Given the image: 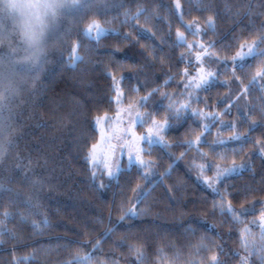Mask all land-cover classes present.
I'll return each mask as SVG.
<instances>
[{
  "label": "trees",
  "instance_id": "trees-1",
  "mask_svg": "<svg viewBox=\"0 0 264 264\" xmlns=\"http://www.w3.org/2000/svg\"><path fill=\"white\" fill-rule=\"evenodd\" d=\"M171 3L172 0L98 1L91 16L106 21L103 26L111 31L99 41L89 43L84 39V46L79 50L84 60L75 67H69L67 57L82 39L84 31V22L75 15L67 14L50 34V51L45 57L47 65L43 72L24 61L27 53L15 36L0 33V40L5 41L0 43V91H4L6 82L10 85L5 98L0 100V129H3L0 140L5 145L4 152L0 154V182L13 194L18 193L21 199L30 198L34 205L17 209V205L4 196L0 212L19 211L27 217V222H22L20 216H14L6 223L16 239L10 235L0 236L4 241L0 247V264H11L13 255L21 257L33 253L34 260L27 264H66L73 261L77 254L90 252L94 262L112 264L116 260L118 264H140L128 248L138 243L145 245L143 264H189L190 261L207 264V257L213 251L201 250L197 253L196 247L201 243L211 250H215L216 245L222 246L229 254L221 259L226 264H238L230 253L240 251V233L246 224H234L228 217L222 216L219 209H213V194L197 179L198 171L190 168L194 158L195 163H204L195 150L187 151L182 159H177L185 153V147L165 149L153 146L152 155L145 156V159H151L156 164L157 174L151 181L154 190L138 205L145 214L123 223H118L121 208L131 205L122 202L126 197H132L131 189L137 183H144L139 179L136 167L122 168L118 180L106 181L107 187L98 189L84 160L87 148L98 138L95 117L110 114L116 108L115 104H109V97L114 96L112 77L120 81L125 96L133 94L131 88L143 86L140 95L163 83L165 72L171 74L183 69L184 64H177V58L185 49L170 48L171 41L168 45L160 43L161 39H167V23L172 24V40L180 27L164 7ZM226 3L229 12H225ZM182 4L186 12L185 23L198 18L203 25L209 15L215 16L217 35L209 33L203 38L205 40L227 42L231 35L238 34L241 28L248 25L249 20H254L257 26L264 22V15L255 16L256 13H264V0H251L253 16L248 18H244L243 13L248 10L249 0H191L190 3L182 0ZM140 7L147 10L145 14L137 20L125 22L128 19L125 13L134 15ZM237 11L241 13L239 17L235 16ZM148 16L152 18L146 22ZM161 16L164 21L157 19ZM240 21L242 23L237 27ZM133 24L136 28L132 27ZM137 29L143 31L138 34ZM151 34L155 35L154 40ZM188 39L191 41L194 38L188 36ZM153 47L163 63L150 54ZM148 73L156 77L155 85L148 86V81L136 78L137 75L144 78ZM178 79L171 81L164 90L178 91ZM221 79L230 77L222 76ZM227 91L223 86H216L211 93H201V97L214 105ZM233 91L238 94V90ZM261 96L262 93L256 91L246 100L241 98L237 101L240 111L233 108L231 115L222 119L231 122L250 117L261 122L264 120L260 112V106L264 105ZM154 99L159 101L158 96ZM194 107L203 105L194 104ZM218 127L211 129L209 142L216 139ZM237 128L241 132L248 131L246 123L238 124ZM199 130L189 115L177 129L170 130V136H166L165 140L175 145L177 141L194 138ZM230 134L228 130L220 133L222 138ZM250 135L253 141L264 138V127H258ZM9 140L12 141L11 146L8 145ZM201 150L208 153L207 159L213 164L228 166L233 159L229 154L227 160L220 161L208 147L203 146ZM252 150L253 144H246L241 156ZM17 156L22 158L27 175L32 179H41L42 185L34 188L25 182L24 173L16 170ZM235 159L237 163L242 162L241 157ZM249 163L251 170L243 169L221 187V193L225 194L227 190L225 198L236 208L241 203L247 205L264 200V158L252 155ZM169 165H172V171L161 182V175ZM29 166L33 171H28ZM213 174L207 172L205 178ZM215 202L220 203V197H215ZM256 207L255 215L242 219L246 222L257 220V225L247 226L258 238L260 205ZM42 220L48 223L41 224L40 234H37L32 222L39 224ZM188 226L196 230L195 234L185 233ZM109 227H114L115 231L110 238L103 237L102 233ZM97 239L101 243L99 250L94 251L91 245ZM121 240L124 245L117 246ZM17 245L18 250L10 253L9 250ZM161 248L164 250L163 257H158L157 250ZM249 264H261V261L252 256Z\"/></svg>",
  "mask_w": 264,
  "mask_h": 264
},
{
  "label": "snow or ice",
  "instance_id": "snow-or-ice-1",
  "mask_svg": "<svg viewBox=\"0 0 264 264\" xmlns=\"http://www.w3.org/2000/svg\"><path fill=\"white\" fill-rule=\"evenodd\" d=\"M184 2L190 3L191 0H184ZM164 7L167 9L168 15L173 17L180 27L176 29L175 39L172 40V24L167 23L169 29L167 39H161L160 43L168 45V42L171 41L170 48H184L185 51L180 52L177 58V64L183 63L184 67L176 73L165 72L166 79L163 80V83L145 91L142 96L138 94L143 86L131 88L130 92L137 95L135 99H128L123 89L120 88V81L112 77L114 96L109 97V104L116 105L115 114L110 116L108 113H104L95 117L94 127L100 130V139L87 148L84 156L91 180L98 189L107 187L105 179L108 182L118 180L122 172L121 158L125 156L127 157V165L136 167L137 175L144 183H137L131 189L132 197H126L125 201L122 202L131 205L121 208L118 223H123L125 220L145 214L142 208H138V205L142 204L151 194V191L154 190L151 181L152 177L157 174L155 172L156 164L151 159H145V156L152 155L151 149L153 146L159 145L165 149L173 146L185 147V153H181V157L177 159H182L187 151L195 150L199 159L204 163L197 164L194 158L190 168L198 171L197 179L213 194V209H219L220 214L228 217L234 224H246L240 233V251L231 252V256L238 260V264H249L250 258L257 256L261 264H264V200L252 201L247 205L241 203L240 207L236 208L230 200H226L227 190H225V194L221 193V187H224L230 177L238 175L245 168L251 170L249 159L252 155L264 158V138L253 141L250 135L258 127H264V120L257 122L250 119V117H244L237 121L227 122L222 119L223 116L231 115L233 108H236L239 112L240 108L237 101L241 98L246 100L253 92L259 91L262 93L260 98L264 99V22L257 26L254 20H249L248 25L241 28L238 34L231 35L230 40L227 42L225 40H205L203 38L209 33L217 35L215 16L209 15L204 19L203 25L198 18L185 23L186 12L182 0H172L170 6L164 5ZM203 10L207 11L208 9ZM146 11L145 8L140 7L134 15L125 13L128 18L125 22L137 20ZM225 12H229L227 3ZM240 15L239 11L235 13L237 17ZM260 15H264V13L255 14L257 18ZM243 16L244 18L253 16L251 0H249L248 10L243 13ZM151 18V16L146 17V22ZM157 19L160 21L165 20L162 16L157 17ZM103 23H106V21H90L86 30L82 33V39L78 40L77 44L70 50V55L67 57L69 67H75L77 63L83 62L84 57L80 55L79 50L84 46V39H87L89 43L99 41L111 31L105 28ZM240 23L242 21L237 24V27ZM132 27L136 28V25L133 24ZM181 28L183 30H180ZM141 31L143 29H137L138 34ZM232 31L235 32V29ZM188 36L194 39L189 41ZM124 38L128 39L127 36ZM151 38L154 40L155 35L151 34ZM150 54L163 63V59L156 56L155 47H153ZM222 76H229L230 79H221ZM177 79L178 91L168 92L164 90L170 85L171 81H177ZM216 86H223L228 91L220 96L214 105H210L208 99L201 97V93H211ZM233 89L238 90V94ZM157 96L159 101L154 99ZM125 101H127L126 107L123 106ZM164 101H167L166 106L163 104ZM155 103L161 104L164 112L161 118H158L161 109L150 107V104ZM194 104H202L203 107H194ZM217 108L220 110H216ZM260 112L264 116V105L260 106ZM189 115L194 121L198 122L199 133L192 139L177 141L175 145L169 144L165 140V134L176 123L184 122L185 117ZM245 123L248 126V131H239L237 125ZM217 125L219 126L217 137L209 142L208 136L211 135V129ZM105 126H107V131H105ZM137 127L143 129V131L138 133ZM224 130L231 133L227 138H222L220 135ZM0 136H3V129H0ZM11 143L12 141L9 140L8 145L11 146ZM248 143L253 144L252 152L241 156L245 145ZM203 146L208 147L220 161L227 160L228 155L231 154L233 157L231 164L228 166L221 163L213 164L207 159L208 153L201 150ZM4 150L5 145L0 140V154ZM235 157H241L242 162L237 163ZM17 161L16 170L18 173H24L25 182L31 184L34 188L43 184L41 179H32L27 175L20 156H17ZM28 171H33V169L29 166ZM171 171L172 165H169V168L161 175V182ZM207 172H214V174L205 178ZM5 195L12 203L17 205V209L24 206H34L30 198L27 200L21 199L18 193L13 194L11 189L6 188L0 182V207H2V200ZM245 195H247V192ZM217 196L220 197V203L215 202ZM257 205H260L258 238L247 226L257 225V220L246 222L242 219L250 214L255 215ZM14 216H20L22 222H27V217L19 211L16 213L7 210L0 212V236L10 235L12 239H16L15 234L10 233L6 227V223L10 222ZM47 223V220H42L39 224L33 221L32 227L37 234H40L41 224L47 225ZM114 231V227H109L102 233V236L110 238ZM195 231L191 226L185 228V233L195 234ZM201 239L203 240L204 237ZM3 243L4 241L0 239V247L3 246ZM100 243V239L94 241L91 245L92 249L94 251L99 250ZM123 245V240L117 242V246ZM23 246L27 247L28 245ZM18 248L19 245L9 251L14 253ZM128 248L136 260L143 264L145 245L138 243L129 245ZM201 250L213 251V254L207 257V264H226L221 257L229 253H225L222 246L216 245L215 250H211L208 249L207 245L201 243L196 247V251L199 253ZM163 253L162 248L157 250L158 257H163ZM34 258L35 253L21 257L13 255L11 264H27L28 261L34 260ZM66 264H103V262H94L93 253L90 252L85 255L77 254L73 261L66 262ZM112 264H118V262L113 260ZM189 264H201V262L190 261Z\"/></svg>",
  "mask_w": 264,
  "mask_h": 264
},
{
  "label": "clouds",
  "instance_id": "clouds-1",
  "mask_svg": "<svg viewBox=\"0 0 264 264\" xmlns=\"http://www.w3.org/2000/svg\"><path fill=\"white\" fill-rule=\"evenodd\" d=\"M82 0H0V33L15 36L27 53L24 61L37 69L50 51L49 36L60 25L69 11L79 8ZM90 20H99L90 16ZM5 41L0 40V43ZM39 78V72L37 73ZM0 100L10 88L6 82Z\"/></svg>",
  "mask_w": 264,
  "mask_h": 264
},
{
  "label": "rangeland",
  "instance_id": "rangeland-1",
  "mask_svg": "<svg viewBox=\"0 0 264 264\" xmlns=\"http://www.w3.org/2000/svg\"><path fill=\"white\" fill-rule=\"evenodd\" d=\"M98 1H100V0H82V5H81L79 8H77V9H74V10L69 11L68 14L77 16V17L79 18V20L82 19V22H84V25H83L84 30H86L88 24L90 23V21H92V20L89 19V17H90L91 14L93 13V6L95 7V4H96ZM88 13H89V15H88ZM92 15H93V14H92ZM82 22H81V23H82ZM46 65H47V63H44V62H43V68H42V70L40 69V71L43 72V70H44V68L46 67ZM136 78H137L138 80H139V78H140V79H142V80L148 81V83H149L148 86L153 85V84L155 85V79H156V77L151 76L149 73L146 74V75H144V78H141V77L138 76V75L136 76ZM145 91H146V90H145ZM145 91H143L144 94H145ZM144 94L141 93L140 95L142 96V95H144ZM126 97H127V98L129 97L128 99H135V98H137V95H136V94H129V93H127V96H126ZM158 98H159V97H158ZM156 101H158V100H156ZM163 104H164V106H166V105H167V101H164ZM123 106H124V107L127 106V101H125V104H124ZM150 107H155V108H157V109H161V111H160V115H159L158 118H161V117L164 115V112H163V110H162V108H161V104H160V103L150 104ZM114 114H115V109H113L112 113H110L109 115L112 116V115H114ZM182 123H183V122H182ZM182 123H176L175 126H173L172 128H170V129L168 130V132L165 134V138H166V136H167V138L170 136V130H175V129H177L180 125H182ZM195 124L197 125L198 122L195 121ZM97 130H98V138H97V140H96L94 143H96V142L100 139V130H99V129H97ZM105 131H107V126H105ZM142 131H143V129L137 127V132H138V133H140V132H142ZM167 134H168V135H167ZM71 151H72V150H71ZM190 160H191V159H190ZM121 163H122V168H127V167H129V166L127 165V157H126V156L121 158ZM184 163H186V162H184ZM184 163H183V164H184ZM189 163H190V161H189ZM187 164H188V163H187ZM184 166L186 167L187 165L185 164ZM106 181H107V179H105V182H106Z\"/></svg>",
  "mask_w": 264,
  "mask_h": 264
}]
</instances>
